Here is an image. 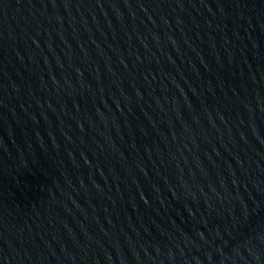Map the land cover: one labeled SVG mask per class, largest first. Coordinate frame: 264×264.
I'll return each instance as SVG.
<instances>
[{
  "label": "water",
  "instance_id": "95a60500",
  "mask_svg": "<svg viewBox=\"0 0 264 264\" xmlns=\"http://www.w3.org/2000/svg\"><path fill=\"white\" fill-rule=\"evenodd\" d=\"M0 264H264V0H0Z\"/></svg>",
  "mask_w": 264,
  "mask_h": 264
}]
</instances>
